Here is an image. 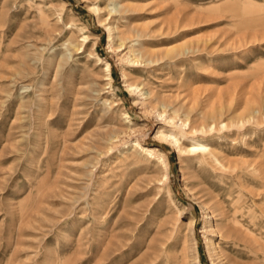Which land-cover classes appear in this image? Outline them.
Returning <instances> with one entry per match:
<instances>
[{"label":"rangeland","instance_id":"obj_1","mask_svg":"<svg viewBox=\"0 0 264 264\" xmlns=\"http://www.w3.org/2000/svg\"><path fill=\"white\" fill-rule=\"evenodd\" d=\"M0 264H264V0H0Z\"/></svg>","mask_w":264,"mask_h":264},{"label":"bare ground","instance_id":"obj_2","mask_svg":"<svg viewBox=\"0 0 264 264\" xmlns=\"http://www.w3.org/2000/svg\"><path fill=\"white\" fill-rule=\"evenodd\" d=\"M88 40H89V36L82 35V42L83 43L88 41ZM95 57H96L97 61H99L101 63L103 62V69L102 70L104 72V77L107 80V84H109L110 83V79H111V76H110V65L107 62H104L96 53H95ZM127 87H130V86H127ZM210 113H212V112H210ZM125 118L129 119V116L125 115ZM211 118H210L209 123L206 121L207 122V125L205 124L206 126H204L203 123H202L203 126H201V124H199L200 126L199 125L198 126L197 125L194 126V125H191L189 122H184V121H180V122L176 121L175 122L173 118H170L167 122L170 125H172L173 127L177 128V132L174 133V132L171 131L167 135V138L170 140L171 144L175 147V149L179 152L180 155L184 154V153H187V152H200L201 153V158H202V160L204 162L206 161L207 163H210V162L219 163L218 158L212 152H210V148L208 147V145L206 143L202 142L201 140L197 139V137H196L197 134H202V135H209L210 134L209 138H211L214 135L213 132H216V131L218 132V130H221V129L225 130L227 128V127L224 128L226 126L225 122L217 121V120L215 121L214 118H212V119ZM207 119H209V118H207ZM242 121L243 120H241V122ZM226 130H228V128ZM228 132H229V130H228ZM177 136H179V137H177ZM187 136H191L190 144H188L187 147H180L179 139L182 138V137L183 138L187 137ZM207 139H205V140H207ZM137 144H138V142H137ZM138 145L140 146L142 151L147 152V153H151L152 154L154 151H158L156 148L147 147V146H141L140 144H138ZM159 158L165 164V166H167V161H166L167 159L164 158V155L163 154L159 155ZM220 165L223 166L222 164H220ZM163 178H165V180H167V178H168L167 173L164 175ZM184 213H185V211L183 209H177L178 217H181ZM205 219H206L207 222H210L211 219H212L211 213L210 214L207 213L206 216H205ZM193 225H194V218H191L189 220V222H187L186 225H185V228L187 229V231H188L190 236H192ZM195 259L199 263L198 255L195 256Z\"/></svg>","mask_w":264,"mask_h":264}]
</instances>
